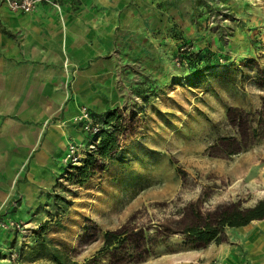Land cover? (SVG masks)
Instances as JSON below:
<instances>
[{
	"label": "rangeland",
	"instance_id": "rangeland-1",
	"mask_svg": "<svg viewBox=\"0 0 264 264\" xmlns=\"http://www.w3.org/2000/svg\"><path fill=\"white\" fill-rule=\"evenodd\" d=\"M75 1L51 0L61 13L95 0ZM117 9L113 108L82 104L78 160L66 154L29 214L12 200L0 264H57L54 252L74 264H179L210 243L183 231L195 210L213 216L264 199V0H121ZM105 132L118 145L107 157ZM92 155L83 179L78 168Z\"/></svg>",
	"mask_w": 264,
	"mask_h": 264
},
{
	"label": "crops",
	"instance_id": "crops-1",
	"mask_svg": "<svg viewBox=\"0 0 264 264\" xmlns=\"http://www.w3.org/2000/svg\"><path fill=\"white\" fill-rule=\"evenodd\" d=\"M120 2L95 0L82 13L64 5L61 13L41 1L25 13L0 0V218L14 214V199L22 201L20 215L43 202L66 169L69 144H86L76 122L82 104L98 114L113 108ZM225 231L179 264H264L263 222Z\"/></svg>",
	"mask_w": 264,
	"mask_h": 264
},
{
	"label": "trees",
	"instance_id": "trees-1",
	"mask_svg": "<svg viewBox=\"0 0 264 264\" xmlns=\"http://www.w3.org/2000/svg\"><path fill=\"white\" fill-rule=\"evenodd\" d=\"M111 112L108 113L110 115ZM117 137L115 133H103L99 145V153L107 157L110 151L117 147ZM95 157L92 155L84 166L78 168L79 176L86 179L91 175L90 169H95ZM264 219V199L259 200L255 205L247 208H241L238 204L227 207L215 215H202L199 211H194L192 224L183 231L196 241L208 243L213 240L220 242L222 233L227 226L239 227L250 223L253 220ZM113 234H107V242H113ZM53 258L57 264H74L67 255L60 252H54Z\"/></svg>",
	"mask_w": 264,
	"mask_h": 264
},
{
	"label": "built area",
	"instance_id": "built-area-1",
	"mask_svg": "<svg viewBox=\"0 0 264 264\" xmlns=\"http://www.w3.org/2000/svg\"><path fill=\"white\" fill-rule=\"evenodd\" d=\"M8 3L9 8L12 11H22L25 13H29L35 9L38 3L41 1H50V0H5ZM89 113L87 111V107H82L81 108V115L80 119H86L88 118ZM97 133L100 131V126L96 123L95 126L93 127ZM92 129V130H93ZM90 147H94V143H92ZM80 149V145L77 143H70L68 146V153L66 156V160H71V161H77L78 160V153L77 151ZM207 264H219L217 260H212L208 262Z\"/></svg>",
	"mask_w": 264,
	"mask_h": 264
}]
</instances>
